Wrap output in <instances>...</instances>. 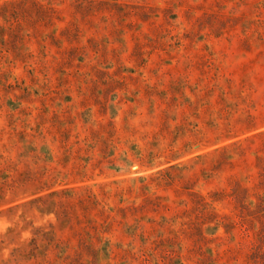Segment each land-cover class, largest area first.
<instances>
[{
	"label": "rangeland",
	"instance_id": "374dc122",
	"mask_svg": "<svg viewBox=\"0 0 264 264\" xmlns=\"http://www.w3.org/2000/svg\"><path fill=\"white\" fill-rule=\"evenodd\" d=\"M0 264H264V0H0Z\"/></svg>",
	"mask_w": 264,
	"mask_h": 264
}]
</instances>
